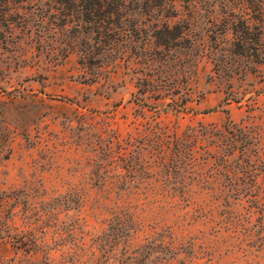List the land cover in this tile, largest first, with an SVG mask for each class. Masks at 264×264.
<instances>
[{
    "label": "rangeland",
    "instance_id": "rangeland-1",
    "mask_svg": "<svg viewBox=\"0 0 264 264\" xmlns=\"http://www.w3.org/2000/svg\"><path fill=\"white\" fill-rule=\"evenodd\" d=\"M262 5L177 1L198 60L143 113L133 94L149 67L84 64L53 0H0V264L32 262L16 226L57 264L103 261L122 211L139 224L133 246L163 239L151 264H264V60L232 51L234 23ZM192 126L205 135L191 151ZM174 134L185 142L162 150Z\"/></svg>",
    "mask_w": 264,
    "mask_h": 264
},
{
    "label": "trees",
    "instance_id": "trees-1",
    "mask_svg": "<svg viewBox=\"0 0 264 264\" xmlns=\"http://www.w3.org/2000/svg\"><path fill=\"white\" fill-rule=\"evenodd\" d=\"M62 15V25L73 24L74 35L71 47L79 52L84 64L103 66L105 61L115 58L133 59L149 67L147 75L141 77L139 89L133 94L140 112L144 113L148 92L156 94L157 90H179L181 83L175 76L184 63L197 62V43L187 36L190 23L186 19L174 20L179 15V0H53ZM189 2L190 0H185ZM252 19L244 18L234 23L233 53L238 56L251 57L254 63L264 60V7L256 9ZM8 23L7 19H3ZM175 68L173 73L155 78L153 71L165 70V66ZM166 73V72H165ZM175 76L174 78H171ZM159 97V96H158ZM159 109H156L157 113ZM196 126L189 128L190 149H196L203 140ZM182 135L174 134L172 139L159 138V147L164 150L167 144H183ZM166 146V147H165ZM235 146V145H233ZM166 152V151H165ZM166 156V153H164ZM192 159L194 158L191 153ZM150 166V165H149ZM136 167L133 165V168ZM0 200V204H4ZM139 224L133 213L122 211L111 217L108 230L103 233L102 257L95 262L88 259L83 264H151L157 247L163 246V239L156 236L146 237V242L137 246L132 241L138 238ZM17 249L29 252L30 264H57L49 253L43 251L41 244L27 240V235L16 226ZM158 242H157V241ZM133 246V247H132ZM127 254L124 257L120 255ZM43 254V260L40 255ZM62 264V263H60Z\"/></svg>",
    "mask_w": 264,
    "mask_h": 264
}]
</instances>
